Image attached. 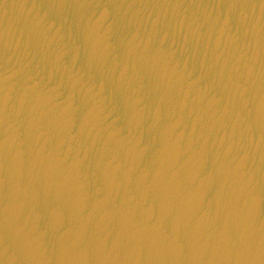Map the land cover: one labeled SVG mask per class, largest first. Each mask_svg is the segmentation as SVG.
<instances>
[{
  "label": "water",
  "instance_id": "obj_1",
  "mask_svg": "<svg viewBox=\"0 0 264 264\" xmlns=\"http://www.w3.org/2000/svg\"><path fill=\"white\" fill-rule=\"evenodd\" d=\"M0 264H264V0H0Z\"/></svg>",
  "mask_w": 264,
  "mask_h": 264
}]
</instances>
